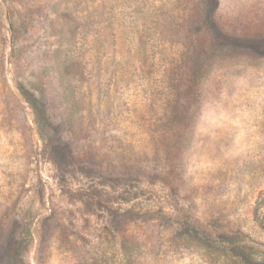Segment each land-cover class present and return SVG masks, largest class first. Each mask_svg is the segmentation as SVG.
I'll return each mask as SVG.
<instances>
[{"label": "rangeland", "instance_id": "obj_1", "mask_svg": "<svg viewBox=\"0 0 264 264\" xmlns=\"http://www.w3.org/2000/svg\"><path fill=\"white\" fill-rule=\"evenodd\" d=\"M177 206L264 210V0H0V264H216Z\"/></svg>", "mask_w": 264, "mask_h": 264}, {"label": "trees", "instance_id": "obj_2", "mask_svg": "<svg viewBox=\"0 0 264 264\" xmlns=\"http://www.w3.org/2000/svg\"><path fill=\"white\" fill-rule=\"evenodd\" d=\"M25 97L32 102L29 95ZM260 210L255 209L253 219L245 220L234 232L221 222L209 221L184 206H177L175 213L179 220L192 224L194 231L191 236L205 237V240L199 239L200 245L196 240L183 237L187 250L192 247L203 250L216 264H264V210H261L262 213ZM18 252L19 248L16 254ZM136 259L137 256L121 251L116 257V264H134Z\"/></svg>", "mask_w": 264, "mask_h": 264}]
</instances>
